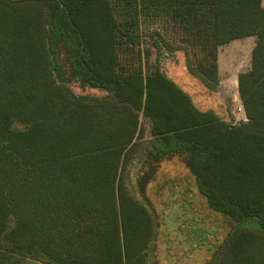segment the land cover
I'll list each match as a JSON object with an SVG mask.
<instances>
[{"label":"trees","instance_id":"trees-1","mask_svg":"<svg viewBox=\"0 0 264 264\" xmlns=\"http://www.w3.org/2000/svg\"><path fill=\"white\" fill-rule=\"evenodd\" d=\"M32 1L0 0V264H147L154 208L123 172L137 157L144 195L171 156L232 224L204 264H264L262 0ZM146 21L173 36L147 33ZM246 36V122L198 107L150 65L181 50L215 92L218 48ZM71 81L104 93L78 94Z\"/></svg>","mask_w":264,"mask_h":264},{"label":"rangeland","instance_id":"rangeland-1","mask_svg":"<svg viewBox=\"0 0 264 264\" xmlns=\"http://www.w3.org/2000/svg\"><path fill=\"white\" fill-rule=\"evenodd\" d=\"M261 3L264 7V0ZM145 29L147 33L158 30L163 36H173L171 26L163 21H146ZM254 42L255 36H246L218 48V85L215 92L207 91L198 79L187 72L181 50L162 57L159 65L154 53L149 61L156 76L164 73L171 78L192 96L198 107H213L225 120L242 123L239 121L241 114L236 112L237 104L242 103L237 79L240 73L251 67ZM70 87L78 94L104 93L82 87L77 81H71ZM139 167L138 158H133L126 163L123 175L129 193L139 201L144 196L154 208L157 226L147 264H204L231 230L230 220L211 210L204 198L194 190L193 179L187 173L181 157H166L159 162L145 185L144 195L140 194L137 185Z\"/></svg>","mask_w":264,"mask_h":264},{"label":"built area","instance_id":"built-area-1","mask_svg":"<svg viewBox=\"0 0 264 264\" xmlns=\"http://www.w3.org/2000/svg\"><path fill=\"white\" fill-rule=\"evenodd\" d=\"M236 112L238 114H241V117H240L239 121L240 122H244L246 120V115H245V111H244V107H243L242 103L237 104Z\"/></svg>","mask_w":264,"mask_h":264}]
</instances>
